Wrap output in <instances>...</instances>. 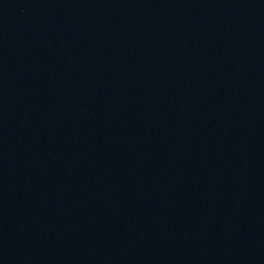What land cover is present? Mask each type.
Here are the masks:
<instances>
[{
  "label": "water",
  "instance_id": "water-1",
  "mask_svg": "<svg viewBox=\"0 0 264 264\" xmlns=\"http://www.w3.org/2000/svg\"><path fill=\"white\" fill-rule=\"evenodd\" d=\"M0 264H264V0H0Z\"/></svg>",
  "mask_w": 264,
  "mask_h": 264
}]
</instances>
